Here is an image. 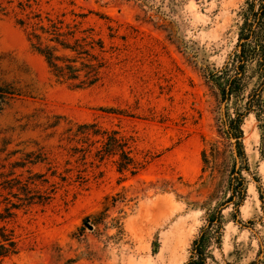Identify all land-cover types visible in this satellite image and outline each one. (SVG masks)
Returning <instances> with one entry per match:
<instances>
[{"label":"rangeland","instance_id":"1","mask_svg":"<svg viewBox=\"0 0 264 264\" xmlns=\"http://www.w3.org/2000/svg\"><path fill=\"white\" fill-rule=\"evenodd\" d=\"M246 1L0 0V85L25 91L0 101V211L21 204L0 264H186L204 230L205 264H264V66L237 56ZM71 11L108 51L93 87L58 82L18 23L82 19ZM83 123L120 131L137 172L70 131Z\"/></svg>","mask_w":264,"mask_h":264},{"label":"trees","instance_id":"2","mask_svg":"<svg viewBox=\"0 0 264 264\" xmlns=\"http://www.w3.org/2000/svg\"><path fill=\"white\" fill-rule=\"evenodd\" d=\"M71 13L82 19L67 20L66 13L56 17L49 13L46 16L35 13L26 19H19L18 23L25 28L32 49L45 58L50 73L58 82L79 89L93 87L101 82L105 69L109 66V58L106 55L108 51L104 39L96 37L95 28L84 26L86 13ZM243 19L239 37L246 41L237 56L243 63L250 59L258 60V64L264 66V0H247ZM252 43L253 46L250 45ZM24 92V87L5 83L0 85V101L4 102L5 99L22 95ZM231 92L232 89L229 90V93ZM70 131L101 136L99 140L102 142V148L98 150L101 152V158L118 155L119 171L129 169L133 174L137 172L139 163L130 155L131 146L126 138L119 136L120 131L102 129L97 123L79 124L76 130L70 128ZM238 191H233L227 202H232ZM20 205L12 203V206H5L4 210L0 211V257L18 252L15 232L8 227V222L15 214L13 208ZM214 215L215 218L209 217L208 227L215 223L221 224L222 210L217 207ZM206 239L204 230L195 240L194 251L186 264L206 263Z\"/></svg>","mask_w":264,"mask_h":264}]
</instances>
